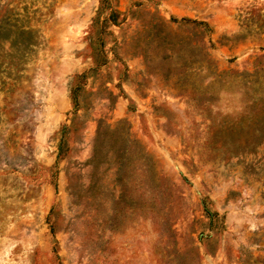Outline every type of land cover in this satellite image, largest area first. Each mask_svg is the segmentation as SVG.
Listing matches in <instances>:
<instances>
[{"label": "rangeland", "instance_id": "rangeland-1", "mask_svg": "<svg viewBox=\"0 0 264 264\" xmlns=\"http://www.w3.org/2000/svg\"><path fill=\"white\" fill-rule=\"evenodd\" d=\"M251 95L264 0H0V264H264Z\"/></svg>", "mask_w": 264, "mask_h": 264}, {"label": "trees", "instance_id": "trees-1", "mask_svg": "<svg viewBox=\"0 0 264 264\" xmlns=\"http://www.w3.org/2000/svg\"><path fill=\"white\" fill-rule=\"evenodd\" d=\"M196 27H203L206 29V31L208 32L209 30H207L206 28V25L203 24V23H196V22H192ZM252 76H248L249 80L248 82H245V83H248V85L252 88L253 87V84H254V80H251ZM252 96V95H251ZM250 97V95H249ZM252 101H249L250 103V108H253L254 107H257L258 108V105H259V111H260V118H259V121L257 119V121L252 118L249 122H247L246 120H242L241 123H238L237 125L231 127L227 133V135L225 136L226 138H229L231 142L235 143H239L240 145H243L246 146L250 143H253L250 138L253 137L252 136H249V133H252V134H256V132L258 130H262L264 131V99L263 98H256L255 96H252ZM261 106V107H260ZM261 108V110H260ZM244 128H247V130L245 131ZM248 133V134H247Z\"/></svg>", "mask_w": 264, "mask_h": 264}, {"label": "bare ground", "instance_id": "bare-ground-1", "mask_svg": "<svg viewBox=\"0 0 264 264\" xmlns=\"http://www.w3.org/2000/svg\"><path fill=\"white\" fill-rule=\"evenodd\" d=\"M67 5H65L64 3L63 4H61V9L63 8V7H66ZM59 7H60V5H59ZM64 9V8H63ZM67 9V8H66ZM61 29V28H60ZM66 33V30H65V28H62V30L59 32V34H61V35H64ZM61 35H60V37H61ZM59 36V35H58Z\"/></svg>", "mask_w": 264, "mask_h": 264}]
</instances>
